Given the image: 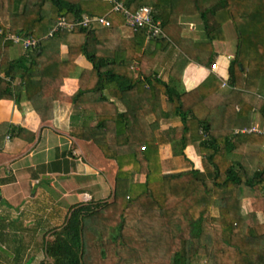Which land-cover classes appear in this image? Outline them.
Returning <instances> with one entry per match:
<instances>
[{
  "label": "trees",
  "instance_id": "16d2710c",
  "mask_svg": "<svg viewBox=\"0 0 264 264\" xmlns=\"http://www.w3.org/2000/svg\"><path fill=\"white\" fill-rule=\"evenodd\" d=\"M115 1L131 12L149 7L165 37L146 47L142 31L123 39V16L108 0H0V15H8L6 25L0 19V100L19 105L40 95L75 108L81 100L109 108L94 125L72 124L80 128L72 135L114 163L111 195L71 207L43 242L44 256L50 264H264V97L257 92L264 85V0ZM83 16H107L110 26L44 38L59 18L73 23ZM182 17L199 19L205 42L181 35ZM227 23L235 45L226 86L210 76L186 91L176 57L210 68L213 42H224ZM10 36L36 44L11 59L9 48L22 47ZM79 57L90 65V78L83 91L65 95L59 88ZM255 114L262 133H240ZM161 120L178 124L160 131ZM188 146L201 169L185 156ZM244 201L263 222L244 217Z\"/></svg>",
  "mask_w": 264,
  "mask_h": 264
},
{
  "label": "crops",
  "instance_id": "0c3cea01",
  "mask_svg": "<svg viewBox=\"0 0 264 264\" xmlns=\"http://www.w3.org/2000/svg\"><path fill=\"white\" fill-rule=\"evenodd\" d=\"M189 18L182 17L179 23L193 32L197 23L195 18ZM120 35L124 39L134 34L122 27ZM181 35L186 37L183 32ZM150 41L145 39L143 47L152 46L154 43ZM15 48H9L11 59L23 54L22 48L19 47L18 52ZM222 51L227 59L232 58L234 46L231 50ZM214 53L215 70L190 61L183 64V60L176 57L186 91L197 88L210 76H215L221 84L227 78L228 64L222 60V54L218 56L216 50ZM64 57V47H61L60 58ZM75 65L74 71L62 80L59 88L65 95L83 91L90 78V65L83 58H77ZM132 66H136L135 70L139 69L136 63ZM110 101L119 113L125 111L115 98ZM103 110H109L105 103L98 105L81 100L75 108L71 103L51 96L24 98L19 105L0 100V215L9 223L7 227H0V245L9 253L0 255V264H50L42 251L43 242L52 238V229H57L69 209L82 203L104 201L111 195L114 163L104 159L92 143L72 135L80 130L72 124L85 122L94 125ZM252 123L251 126H262L256 114ZM177 124L174 120H161L159 129L167 130ZM160 147L164 149H159L161 155L169 154L168 145ZM184 154L194 169H201L200 157L193 146L186 147Z\"/></svg>",
  "mask_w": 264,
  "mask_h": 264
},
{
  "label": "built area",
  "instance_id": "2783aa9c",
  "mask_svg": "<svg viewBox=\"0 0 264 264\" xmlns=\"http://www.w3.org/2000/svg\"><path fill=\"white\" fill-rule=\"evenodd\" d=\"M110 1L112 6V11L120 13L123 16L124 20V28L127 29L131 33H136L142 31L145 33L146 40H154L157 38L165 37L161 25L159 22H153L151 16V9L149 7H141L134 12L129 11L122 3L116 2L115 0H108ZM107 16L103 17H96V18H88L83 16L82 19L76 20L73 23H68L64 18H59L56 23L52 26L49 32L46 34L44 38L51 37L54 33L61 31V30H68L73 31L79 27H88L91 24H97L101 27H109L110 22L106 18ZM13 43L19 44L22 49H25L29 46H34L36 41L34 40H24L21 42L19 38L10 36L8 37ZM217 67L216 61L214 64L210 66L211 70H215ZM222 86H226V83L223 81ZM237 132V130L235 131ZM240 133L250 134L256 133L261 134L262 131L257 126H250L245 127L239 130Z\"/></svg>",
  "mask_w": 264,
  "mask_h": 264
},
{
  "label": "rangeland",
  "instance_id": "374dc122",
  "mask_svg": "<svg viewBox=\"0 0 264 264\" xmlns=\"http://www.w3.org/2000/svg\"><path fill=\"white\" fill-rule=\"evenodd\" d=\"M0 7H1V3H0ZM4 14L6 15V16L4 15L5 18L1 14L0 15V19H1L2 23L5 24L7 22V20H8L7 19L8 15L6 13H4ZM194 18H195L194 19L195 24L197 23V26H196L195 30L193 32H189L187 27H186V25H185V26H182L184 28L182 32H183L184 36H186V37L189 36L190 38H193L194 41L199 42V43H203L205 41H203L204 40V35H203V32H202L201 23H200V21H199V19L197 17H194ZM3 20H4V22H3ZM189 20H190V18H189ZM224 34H225L226 41L225 42H215L214 43V50H216L219 53L218 56H220L222 54L221 55L222 60L225 61V63L228 64L227 56L224 55L225 53L222 50L228 49V48L231 50L233 48V46H234L233 43H234V39H235V34H234V31H233L232 26L230 25V23L225 24V26H224ZM15 49H16L17 52L20 51L19 46H16ZM222 60H221V62H222ZM135 67L136 66H132V69L134 71H135ZM221 68H222V66H221ZM219 76L223 79V77L221 75H219ZM223 80H225V79H223ZM263 82H264V79H263ZM257 92L260 94L261 97H264V85L260 86L259 89H257ZM159 149L160 150H164L163 147H160ZM162 157H164V159L168 158L169 154H167V155L166 154H162ZM182 167H186L187 168V166H182ZM182 170H184V169H177V170H174V171L175 172H180ZM249 209H250L249 208V203L247 201H244L242 203V205H241V211H242V214L244 215V217L249 222H254V223L263 222V215L261 213H256L255 214V218H254V214H252L249 211ZM210 213H211L212 216H217L218 215V212H217L216 208L211 209ZM8 225H9V223L5 222V218L2 215H0V227H3V226L7 227ZM8 254H9L8 251L0 245V255L1 256H5V255H8Z\"/></svg>",
  "mask_w": 264,
  "mask_h": 264
},
{
  "label": "bare ground",
  "instance_id": "6f19581e",
  "mask_svg": "<svg viewBox=\"0 0 264 264\" xmlns=\"http://www.w3.org/2000/svg\"><path fill=\"white\" fill-rule=\"evenodd\" d=\"M57 71V70H56ZM170 75V74H169ZM72 120V119H71ZM151 248V247H150ZM117 256V255H116ZM118 260V259H117Z\"/></svg>",
  "mask_w": 264,
  "mask_h": 264
},
{
  "label": "clouds",
  "instance_id": "9594fccd",
  "mask_svg": "<svg viewBox=\"0 0 264 264\" xmlns=\"http://www.w3.org/2000/svg\"><path fill=\"white\" fill-rule=\"evenodd\" d=\"M225 82V80H223Z\"/></svg>",
  "mask_w": 264,
  "mask_h": 264
}]
</instances>
